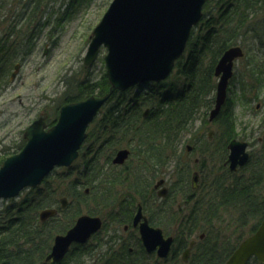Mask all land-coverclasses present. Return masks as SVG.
Listing matches in <instances>:
<instances>
[{
	"label": "trees",
	"instance_id": "obj_1",
	"mask_svg": "<svg viewBox=\"0 0 264 264\" xmlns=\"http://www.w3.org/2000/svg\"><path fill=\"white\" fill-rule=\"evenodd\" d=\"M15 1L0 0V28H4L0 31V88L7 85L18 59L34 48L32 37L18 41L23 34L5 21L23 18L24 10L19 8L22 0ZM45 2L35 0L33 12ZM30 5L28 0L25 6ZM263 10L264 0H208L204 18L193 31L171 79L146 82L112 95L89 127L78 161L70 168L54 170L39 187L27 189L19 199L0 208V263L43 264L55 236L65 233L83 211L101 216L103 230L109 225L124 228L132 223L136 205L142 203L150 222L177 240L174 255L167 262L147 255L137 237L135 246L121 237L115 246L94 254L91 242L76 245L61 264H69L70 260L74 264H180V248L187 246L197 231L204 232L205 238L198 242L196 255L188 264H224L264 219V129L257 153H252L249 164L238 173L224 165L227 145L237 136L229 101L214 122L219 129L213 141L202 134L194 137L197 140L192 153L180 152V145L201 113L204 125L196 134L209 126L207 114L215 103V66L228 48L238 44L242 34L249 33V26L256 24L254 19ZM252 31L259 29L255 26ZM260 50V59L251 63L263 74L264 44ZM74 87L63 104L84 100L94 93L106 94L110 83L104 72L96 80L86 75ZM60 107H55L48 126L56 123ZM146 109L150 110L147 117ZM10 148L0 149V166ZM121 149H129L131 154L123 166H117L113 158ZM195 153L204 169V192L193 201L192 167L185 162ZM172 163L177 185L172 186L168 198L159 200L154 181ZM63 196L69 199L66 209H61L59 203ZM53 207L60 214L42 222L40 212ZM101 232L93 239H98ZM90 254L92 260L83 259ZM248 264L261 263L252 259Z\"/></svg>",
	"mask_w": 264,
	"mask_h": 264
},
{
	"label": "water",
	"instance_id": "obj_2",
	"mask_svg": "<svg viewBox=\"0 0 264 264\" xmlns=\"http://www.w3.org/2000/svg\"><path fill=\"white\" fill-rule=\"evenodd\" d=\"M206 2L113 0L93 31L84 58L85 67L90 68L101 48L107 49L105 63L110 82L109 92L64 105L57 123L49 129H46L42 117L36 119L25 131L27 142L22 151L8 157L0 167V199L15 198L26 188L38 187L56 167H70L79 158L80 149L88 136V127L113 93L146 81L161 82L167 79L176 61L185 53L194 27L203 18ZM243 56L242 47L233 46L225 51L216 65L215 75L219 77V82L210 121L218 117L226 104L235 61ZM16 69H19V65ZM228 148L230 153L227 163L231 171L248 163L250 154L247 152V142L233 139ZM129 155L128 149L120 150L113 160L114 164H124ZM197 178L198 173H195V186ZM163 182L160 181L156 186ZM167 194V188L159 192V196ZM60 202L65 209L67 198H62ZM57 213L56 209H45L40 213L41 221L45 222ZM134 226H138L147 252H156L162 259L168 257L173 238L165 237L162 229L149 224L141 205L134 217ZM102 227V218L80 215L71 229L55 237L52 250L43 263H61L72 245L87 243ZM193 245L194 241L185 251L184 260H187ZM252 257L264 263V219L258 229L241 242L225 264H247Z\"/></svg>",
	"mask_w": 264,
	"mask_h": 264
},
{
	"label": "rangeland",
	"instance_id": "obj_3",
	"mask_svg": "<svg viewBox=\"0 0 264 264\" xmlns=\"http://www.w3.org/2000/svg\"><path fill=\"white\" fill-rule=\"evenodd\" d=\"M27 1L22 0L19 6L24 10V16L17 27L18 32L23 34L19 36L18 41H22L21 38L26 40L32 37L34 48L25 59H18L22 66L20 70L14 71L16 72L15 79L10 78L13 67L10 71L9 83L0 88V149L6 146L12 147L6 153L8 155L19 152L24 146V132L38 115L47 112L49 116H54L55 107L62 105L67 95H72L75 91L74 86L80 78L88 75L91 80H96L106 71L104 61L106 49H102L96 63L90 69L85 68L84 57L94 28L113 0H47L39 6L36 13L33 12L35 0H29L31 5L26 8ZM17 2L18 0L14 3ZM10 14L11 11L8 15ZM5 21L9 23L10 19L7 18ZM254 23L256 24L249 26V33L242 34L238 41L237 45L244 48L245 56L236 62L235 74L228 93L236 122V138L247 141L251 153H257L258 139L264 129V73L260 74L255 71V65L251 63L261 57L260 49L264 44V10L255 17ZM13 24L16 25L17 22ZM255 26L259 29L258 32L252 31ZM216 83H218L217 78ZM244 86H246V91ZM211 110L208 111L207 118ZM203 117L201 113L198 120L189 127V132L181 142L180 152L192 153L193 145L197 140L194 139L196 136L202 134V137H208L210 130H214L213 137L218 135V125L212 124L196 134L198 128L204 125ZM192 137L193 140L190 142ZM189 158L185 163L192 167L191 177L193 171L200 170L201 158L198 153L192 154ZM197 159L200 164L195 163ZM173 168L172 163L166 169L167 172L158 177L154 183L164 178L165 186L171 190L172 186L177 185L174 177L176 172L174 173ZM210 177L212 178V175ZM161 189L162 187H159L156 191ZM203 192L202 188L197 194H203ZM8 203L9 200H0V208ZM142 205L144 209V204ZM188 210L183 213L186 214ZM143 212L146 213L145 209ZM201 233L202 231H197L196 235ZM121 237L128 239L132 246H135L131 230L126 232L123 226L109 225L101 232L98 239L91 241L92 254L115 246ZM91 258H93L91 254L83 257L87 262L92 260ZM179 259L180 264H183L181 263V252ZM74 263L73 260L69 261V264Z\"/></svg>",
	"mask_w": 264,
	"mask_h": 264
},
{
	"label": "flooded vegetation",
	"instance_id": "obj_4",
	"mask_svg": "<svg viewBox=\"0 0 264 264\" xmlns=\"http://www.w3.org/2000/svg\"><path fill=\"white\" fill-rule=\"evenodd\" d=\"M42 114V113H41ZM40 116H42V118L45 120V122L46 123H48V120H49V118L51 117V116H49V113H47V112H44L42 115H40ZM39 115H38V117L37 118H39L40 117ZM36 118V119H37ZM36 119H34V120H36ZM199 162V159H197V160H195V163H198ZM198 164H200V163H198ZM203 168H200V170L198 171L199 172V180H198V186H197V188H194L193 189V187H192V184H191V187H190V190L193 192V198H191L193 201H195L196 199H197V192L198 191H200L201 189H202V180H201V177H202V175H203ZM194 172V171H193ZM193 174V173H192ZM170 192H171V190H170ZM68 204H69V202H68ZM146 216L148 217V215L146 214ZM148 219H149V217H148ZM149 221H150V219H149ZM133 222L132 223H130V224H127V225H125L124 226V229L126 230V232H128L129 230H131L132 231V233H133V236L135 237H137L138 239H140V236H139V229H138V227H135V226H133ZM150 224H152L151 222H150ZM168 235H170V234H167V236ZM134 237L132 238V240L134 239ZM204 237H205V233H201V234H199V236H197V235H193L192 237H191V239L189 240V242H188V244H187V246H185L184 248H182V251H181V259H182V254H183V252L190 246V242L191 241H193V240H195L196 241V243H195V245H194V247L191 249V251H190V255H189V259H188V262H189V260H190V258H192L193 256H195L196 254H195V248H196V246H197V242H199V241H201V240H203L204 239ZM176 238L174 237V245H173V249H174V247H175V245H176ZM180 250H181V248H180ZM182 261H183V263H188V262H184V260L182 259Z\"/></svg>",
	"mask_w": 264,
	"mask_h": 264
}]
</instances>
